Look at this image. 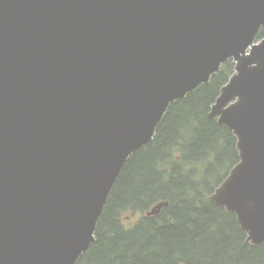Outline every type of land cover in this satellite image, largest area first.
Segmentation results:
<instances>
[{
  "label": "water",
  "instance_id": "95a60500",
  "mask_svg": "<svg viewBox=\"0 0 264 264\" xmlns=\"http://www.w3.org/2000/svg\"><path fill=\"white\" fill-rule=\"evenodd\" d=\"M261 29L264 0H0V264H75L127 159L229 59L208 116L239 161L210 199L263 243Z\"/></svg>",
  "mask_w": 264,
  "mask_h": 264
},
{
  "label": "trees",
  "instance_id": "16d2710c",
  "mask_svg": "<svg viewBox=\"0 0 264 264\" xmlns=\"http://www.w3.org/2000/svg\"><path fill=\"white\" fill-rule=\"evenodd\" d=\"M263 36L261 29L257 38ZM233 67L227 60L207 83L168 105L153 140L125 162L95 241L75 264H264V242H246L235 215L210 199L239 161L231 130L208 116ZM159 201L168 205L145 216ZM124 214L139 217L125 227Z\"/></svg>",
  "mask_w": 264,
  "mask_h": 264
},
{
  "label": "rangeland",
  "instance_id": "374dc122",
  "mask_svg": "<svg viewBox=\"0 0 264 264\" xmlns=\"http://www.w3.org/2000/svg\"><path fill=\"white\" fill-rule=\"evenodd\" d=\"M139 214H124L122 217V223L125 227H130L137 221Z\"/></svg>",
  "mask_w": 264,
  "mask_h": 264
},
{
  "label": "bare ground",
  "instance_id": "6f19581e",
  "mask_svg": "<svg viewBox=\"0 0 264 264\" xmlns=\"http://www.w3.org/2000/svg\"><path fill=\"white\" fill-rule=\"evenodd\" d=\"M185 126V125H184Z\"/></svg>",
  "mask_w": 264,
  "mask_h": 264
}]
</instances>
